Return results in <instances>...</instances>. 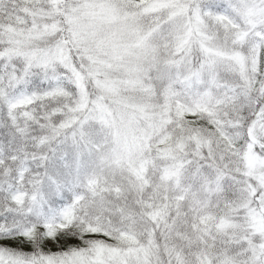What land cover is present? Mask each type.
I'll use <instances>...</instances> for the list:
<instances>
[{
  "label": "snow or ice",
  "instance_id": "obj_1",
  "mask_svg": "<svg viewBox=\"0 0 264 264\" xmlns=\"http://www.w3.org/2000/svg\"><path fill=\"white\" fill-rule=\"evenodd\" d=\"M0 264H264V0H0Z\"/></svg>",
  "mask_w": 264,
  "mask_h": 264
}]
</instances>
